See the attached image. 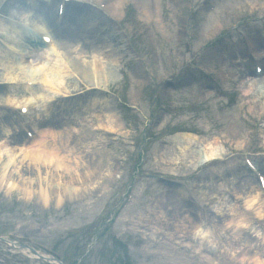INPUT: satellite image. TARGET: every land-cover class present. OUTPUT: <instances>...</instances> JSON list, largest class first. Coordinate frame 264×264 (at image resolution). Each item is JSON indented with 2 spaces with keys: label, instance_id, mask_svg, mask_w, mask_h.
Returning <instances> with one entry per match:
<instances>
[{
  "label": "rangeland",
  "instance_id": "374dc122",
  "mask_svg": "<svg viewBox=\"0 0 264 264\" xmlns=\"http://www.w3.org/2000/svg\"><path fill=\"white\" fill-rule=\"evenodd\" d=\"M6 1L10 0H0V5ZM89 1L95 6H89L92 11L107 3L106 0ZM115 1L118 2L110 0L112 4ZM153 1L154 11L150 0H123V6L114 16L117 17L109 23L111 28L100 34L101 44L85 49V45L73 40V45L79 46L78 55L72 58L67 54L66 57V65L77 61L84 68L89 63L104 67L108 83L101 78L98 80L105 95L95 97L94 108L84 110L78 118L82 120L78 121L82 123L78 129L84 128L94 137L87 142L82 140L79 146L85 159L95 164L101 159L94 149L106 147L110 167H117L111 173H105V169L101 176L105 173L111 180L105 185L99 181L96 184L99 189L86 193L82 199L64 201L61 206L52 201L46 209L38 207L36 195L25 200L17 191L6 193L2 185L0 237L13 235L15 242L20 244L29 239L34 244L28 245L35 249L56 251L64 264H201L207 254L202 251L201 241L205 243L206 240L200 230L180 235V239L179 235H172V227L179 223L181 216L175 207L180 211L181 201L187 199L194 208L199 207V217L205 220L204 232L213 223L218 228L213 230L212 237L219 236L220 242L226 243L220 251L213 246L215 264H228L221 259L224 256L230 259L234 254L239 258L232 264H251L249 257L264 253V245L259 242L264 238V218L262 222L253 220L258 219L257 209L264 215V201H260L261 208H243L248 199L257 194L259 200L262 197L257 191L255 176L246 171L244 158L260 143L257 142L259 138H264V111L252 112L250 107L264 101V85L251 88L255 90L249 95L240 91V85L226 96L219 95L214 88H205L210 77L215 79V66L221 55L234 58L229 66L231 69L225 74L226 79L239 78L238 70L249 68L254 61L248 50H243L236 30L249 29V24H255L259 36H264L258 22L264 16V0H217L213 11L210 10L213 0ZM53 10L55 14L56 7ZM21 16L22 22L27 21L26 14ZM97 17L94 18L99 21ZM1 22L0 19V25L5 27ZM229 31L234 32L232 41ZM7 34L23 53L21 35L10 30ZM215 40L217 43H212ZM209 43H212L210 48ZM60 48L57 43L53 52ZM0 49L1 84L8 78L3 64L12 62L15 55L3 47ZM257 50L264 51V48ZM49 60L46 64L53 67L54 57ZM200 60L204 61V77L192 70ZM29 70L34 69L29 67ZM18 80L23 81L22 78ZM176 80H179V89L173 88ZM246 83L250 80L242 84ZM38 89L43 93L48 91L40 84ZM205 89L208 93H204ZM74 90H79L78 84L70 85L69 91ZM234 92H239L237 101L232 98ZM46 95L52 96L51 93ZM196 100L200 102L196 104ZM105 101L119 124L118 132L112 135L99 131L93 112ZM6 105L15 118L18 109ZM36 109L38 113L44 109L39 100ZM104 115L101 114L103 118ZM75 124L77 127V121ZM6 130L0 124L2 134ZM192 131L199 132L200 147L196 149L192 143L193 151L188 152L190 146L180 132ZM214 138L224 158H233L232 161H218L198 168L201 165L197 167L195 163L205 159V146ZM160 147L162 159L156 158ZM182 148L186 153L181 152ZM198 150L200 155L195 152ZM7 152H11L9 148ZM260 160L264 158L257 161ZM257 164L264 173V165ZM199 169L201 177L190 184L192 174ZM247 182L249 190L245 186ZM133 188L132 203L118 220L112 221L127 191ZM206 208L213 210L216 218L206 220V212H203ZM232 216H236L235 227L249 233L251 240L246 241L244 234L235 233L229 222ZM221 223L228 228L220 230ZM205 245L212 246L211 243ZM208 252L212 253L210 249ZM34 255L0 243V264H48ZM261 260L264 263V257Z\"/></svg>",
  "mask_w": 264,
  "mask_h": 264
},
{
  "label": "bare ground",
  "instance_id": "6f19581e",
  "mask_svg": "<svg viewBox=\"0 0 264 264\" xmlns=\"http://www.w3.org/2000/svg\"><path fill=\"white\" fill-rule=\"evenodd\" d=\"M82 2L85 3L90 1L72 0L65 6L63 20L57 22L53 9L54 6L59 5L58 0H37L36 2L14 0L12 7L16 11L22 9L27 11L30 9L31 20L40 19L52 29L51 33L54 36L53 43L51 46H48V49L46 50L42 51L36 49V51H33L32 55L35 53V59L36 57L41 59L43 55L45 57L48 56L49 58L50 50H53L57 43L70 55L76 54L74 48L79 47L73 45V40H77L87 46H84L85 49L94 48L95 45L101 44L99 43L101 41L99 36L101 33L111 28L109 23H112V18L117 17L114 16L117 15L121 6H123V0H119L114 5H109L108 7L112 14L109 13L107 16H104L100 10L92 11L89 7L82 6ZM144 9H146V7ZM93 16H99L97 17L99 21ZM11 28L13 30L18 29L14 26H11ZM37 31L41 33L40 29H37ZM0 37H2L1 34ZM31 39L35 40V45L41 43L36 36H31ZM32 40L31 43L33 44ZM261 40H264V38H261ZM260 45L263 46L264 44L261 42ZM57 53L58 51H52V54L55 57L53 60L55 65H53V67L43 65L39 69L40 71L31 73L32 77L37 78L38 76L37 80L39 84L42 87L47 88L48 91L45 90L43 93V90L41 89H26L25 85L22 87H19V85L16 87H10L11 84H3V86H0V95H10L14 99L13 101L6 99L8 103H12L15 106H22L31 105V103L34 105V102L36 101L37 106L39 100L43 103V106H45L42 113L37 112L35 118L28 121L31 122L32 129L34 128L35 131H39L37 133L38 135L34 136L32 140L27 138L26 140L22 139L20 143H16V140L14 139L17 137L16 134L23 129L24 124H27L28 122L24 123L25 121H22L19 118H11L10 114L4 115L3 113H0V124L7 125L11 128H8L3 134L0 132V141H4V147H9L11 150V152H7V149L4 151L3 149L5 148H0V187L4 185V189L7 190L9 194L13 191H17L25 200H29L33 195H36L38 197V207L40 209H46L49 206V202H52L54 198H58V206H61L66 200L71 201L76 198L82 199L83 195H86V193L99 189L98 185H96L99 181H101L102 185L109 183L111 176H106L105 173H111L117 167L116 165L110 167V157L105 151L106 147L94 149L96 151L95 155L101 159L98 164H95L85 159L84 152L80 147L81 145L79 146L82 140L87 142V140L94 137V134L87 130L85 131L84 128L81 130L78 129L82 124L81 122L78 123L79 120L82 121L78 118L83 114L84 110L86 112L88 108H94L95 103H93V101L95 102V97L104 95V92L98 89L103 86L98 79L101 78L104 83H108V78L104 74L105 71H103L102 67L97 63H89L86 70H82L75 62L76 65L73 66L74 69L72 70L75 72L77 71L82 78L87 79V84L83 87L94 88L93 92L88 95V100L82 106L78 101L77 103L75 102L76 97L78 96L76 93L77 90L69 91L70 85L76 86L78 84L79 86L78 78L76 77V79H74L75 77H70L69 69L59 58L60 55ZM28 59L31 58L29 57ZM3 67L7 71V75H11L8 79L15 80L19 77L16 75L14 78H11L12 68L8 66L5 67L4 65ZM21 71L24 75L26 74L25 67L21 68ZM107 73L109 74L108 70ZM21 76L23 75L21 74ZM176 87L177 84H173V88ZM254 90L255 88L249 90L244 88L243 91L249 95L251 92L254 93ZM79 92L80 91H78V93ZM48 93H51L52 96L46 95ZM69 95H71L70 97L73 100L58 105L56 108L55 105H52V100L56 96L67 97ZM250 107L252 112H263L264 101H258L256 106L251 104ZM0 109H3L1 104ZM93 112L98 119L97 127L99 128V131H107V134L110 135L114 132H118L117 129L119 124L115 119L116 117L114 116L113 109L107 101L99 104ZM101 114H105L104 118ZM104 119H107V121ZM75 121H77V127L75 126ZM185 137L188 141V146L193 143L196 149H198L200 144L198 138H191L189 135H186ZM236 138L239 139L240 135L237 134ZM11 139L12 141L14 140V142H12ZM205 148V152L203 153H205L206 161H210L216 157H223L224 155L218 147L217 138H214L210 143L208 142ZM85 149H88V147L86 146ZM184 149L185 148H182L181 152L186 153V150ZM192 151V146H190L188 152ZM195 152L199 155L201 153L199 150ZM4 155H6V157ZM51 157L55 158L56 165L54 168L50 167ZM102 160L104 161L102 162ZM61 169L64 170L63 173L60 172ZM104 170L105 173L101 176ZM59 181L62 182L61 192L57 191V183ZM245 186H248L246 189L249 190V182H247ZM256 196L258 197V194ZM257 197H252L250 200L248 199L250 210H255L258 207L261 208L262 204L260 201L263 202L264 199L261 198V200H259ZM175 210H177L178 212L176 213H180L181 216L179 217V223L172 227L174 230L172 235H179L178 238L180 239V235L190 233L192 230L196 232L200 230V235L206 240L204 241L205 243L201 241V247H203L202 251L207 254L206 257L201 259L200 263L215 264L216 260L212 258V255H214L213 246L220 251L222 248H225V241L223 240V243H221L219 240L220 237L218 236H215L216 239H214V237L211 236L212 232L210 230L204 232L202 228H205V221L201 220L199 217L197 212L199 211V207L194 208L189 200H182L180 211L179 207H175ZM260 212L261 211L257 209L258 219L253 220H257V222L263 221L264 215ZM235 217L236 216H232V219H230V223L233 225L235 233L239 232L244 234V236H246V241L251 240L249 233L244 229L238 230L235 227ZM187 224L188 227L186 226ZM235 241L237 242L239 239H235ZM259 242L264 245V238L261 237ZM209 243L212 244L211 247L205 245ZM208 248L212 253L208 252ZM234 251L235 250H233V253ZM262 257H264V253H257L248 258L249 263L264 264L261 260ZM238 258L239 255L234 254L230 259H227L224 256L221 260L224 261V263L232 264L233 261H236Z\"/></svg>",
  "mask_w": 264,
  "mask_h": 264
}]
</instances>
